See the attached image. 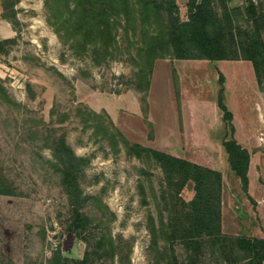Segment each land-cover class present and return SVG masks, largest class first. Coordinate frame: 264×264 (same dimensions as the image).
<instances>
[{
	"label": "rangeland",
	"instance_id": "obj_1",
	"mask_svg": "<svg viewBox=\"0 0 264 264\" xmlns=\"http://www.w3.org/2000/svg\"><path fill=\"white\" fill-rule=\"evenodd\" d=\"M44 1L0 0V38H15L7 52H0V80L16 101L5 98L0 91V175L13 190L12 194L0 193V264H50L49 258L56 249L69 258L83 256L85 244L67 231L70 204L49 147L59 133H64L73 151L85 158L78 181L89 196L83 211L90 218L92 233L109 231L114 237L129 239V264H156V260L158 264H168L172 251L183 261L187 254L183 244L179 239L168 238L169 227L161 226V222H167L168 208L177 202L176 185L168 183L152 155L126 143L128 140L145 145L127 137L126 125L138 138L143 137L144 128V140L154 132L149 120L148 91L150 65L155 58L146 56L142 49L147 35L138 28L134 33L135 24L131 21L128 30L111 23L109 34L97 35L93 31L82 37L79 33L80 40L74 41V26L67 27V32L63 28L65 18L60 21L66 16L75 18L72 6L66 9L59 1L53 3L63 11L58 13L59 19L49 20ZM186 1L175 0L181 20L187 18ZM3 2L8 5L5 9ZM252 2V17L243 12L232 13L234 33L242 41L254 33L257 44L264 49V0ZM223 3L229 9L240 7L244 11V0H214L213 6L222 18ZM12 12L10 21L2 18ZM259 13L263 15L257 17ZM162 19L166 22V15ZM148 21L147 33L161 23L154 16ZM54 24L61 26L60 36ZM229 39L226 35L227 47ZM95 42L98 47L93 50ZM165 58L170 64L163 81L171 89L159 99L177 112L179 123L189 113L211 123L214 138L208 145L145 146L185 155L183 158L190 161L219 169L221 207L229 220H225L223 232L264 237V66L260 82L255 73L254 82H249L243 76H247V70L242 65L228 68L230 62L241 63L242 58H229V64H221L227 74L223 100L235 112L231 119L236 126L233 135L250 156L251 201L230 169L221 145L227 128L216 105L219 63L190 59L179 62V66L183 65L179 68L177 58ZM177 73L181 89L177 88ZM186 77L195 85L190 91L182 87ZM193 193L189 182L179 196L189 200ZM149 215L156 227V245L147 227ZM156 248L162 255L157 256ZM196 264L227 263L218 254L204 252Z\"/></svg>",
	"mask_w": 264,
	"mask_h": 264
},
{
	"label": "trees",
	"instance_id": "obj_2",
	"mask_svg": "<svg viewBox=\"0 0 264 264\" xmlns=\"http://www.w3.org/2000/svg\"><path fill=\"white\" fill-rule=\"evenodd\" d=\"M60 2L62 7L69 9L75 18L69 16L61 18L66 24L63 27H73L74 41H79L78 35L86 37L93 31L97 35L109 34L111 23L122 25L129 29L132 21L135 26L134 33L140 29L146 34L145 55L151 58H177V59H247L251 61L257 81L260 82L261 69L264 66V49L257 44L254 33L247 41L236 38L232 24V13H244L252 17L255 12L252 0H244V11L240 7L230 8L222 4L223 18L220 17L213 6L214 0H187V18L178 17V8L175 0H45L44 4L50 17H59L63 8L53 3ZM5 9L6 3H2ZM62 15V14H61ZM166 15V22L162 16ZM263 14L259 13L257 17ZM14 12L2 15L10 21ZM154 16L160 19V26L147 33L146 24ZM62 17V16H61ZM59 19V18H58ZM256 19V18H255ZM254 19V20H255ZM224 22H228L224 26ZM53 23V22H52ZM55 25V32L60 36L61 26ZM229 35L230 46L224 43ZM96 41V40H95ZM15 38H0V52H7ZM72 43V42H71ZM97 42L92 46L97 49ZM152 64L150 71H152ZM218 93L216 105L222 113L227 130L221 140V145L226 153L227 161L234 175L239 179L242 191L253 201L248 193V165L249 152L233 137L234 126L231 122L232 111L223 100L224 74L217 69ZM0 91L7 99L13 100L0 80ZM129 147H139L152 155L160 167L169 184H175V197L167 210L166 223L161 226L169 227L167 237L179 239L186 250V258L179 261L172 251L168 264H196L204 252L211 255L218 254L227 264H261L264 260V237L247 235L244 233L232 234L222 230L221 225V190L222 175L216 168L205 166L186 158L142 145L130 143ZM53 165L59 172L60 181L65 190L71 211V219L67 231L85 244L83 256L69 258L61 254L59 249L53 251L49 258L50 264H129L130 240L122 235L114 237L109 231L92 233L90 218L83 211V205L89 197L80 187L78 175L82 170L85 158L77 155L66 140L64 133L54 135L50 144ZM191 183L194 190L189 200L179 196L186 183ZM0 193L12 194L13 190L6 178L0 175ZM151 240L157 244L156 227L154 219L148 216ZM126 244V245H125ZM157 256L162 255L156 248ZM156 264H158L156 260Z\"/></svg>",
	"mask_w": 264,
	"mask_h": 264
},
{
	"label": "crops",
	"instance_id": "obj_3",
	"mask_svg": "<svg viewBox=\"0 0 264 264\" xmlns=\"http://www.w3.org/2000/svg\"><path fill=\"white\" fill-rule=\"evenodd\" d=\"M190 59H177V66H179V62L188 61ZM197 60H204V59H197ZM168 61V62H166ZM174 61V60H173ZM234 62L230 64L227 62L226 59H219L217 62L219 65L216 66V70H220L224 76L225 81L227 80V74L225 73L224 68L221 66V64L227 65L229 64L228 68H236L242 65L245 70H247V76L245 74L243 75L245 78L249 80V82H254V69L252 66L251 61L249 60H241L242 62L239 63L240 60H233ZM170 64V60H167V58H157L153 62V67L151 71V77L149 80V91H148V103H149V120L152 122L153 126V134L151 137L146 138L145 140V131L144 128H142V134L143 137H136V134L133 132L131 126L126 125L125 131L127 137H129L133 141L141 142L145 145H150L152 143H162L164 145H168L170 143H173L174 145H208L212 143V139L214 138L213 132H212V124L208 123L205 119L201 118L200 116L194 115L193 117L189 116L184 118L183 121L179 123V119L177 118V112H173L170 109L167 108L166 102L164 100H160L159 97L162 96L166 91H170L171 86H166L164 84V77L165 75H168V65ZM183 66V65H180ZM179 66V68H180ZM178 70V68H177ZM191 77V75L189 74ZM179 75L177 73V88L181 89V85L179 84ZM184 81V87L183 89H186L187 91H190L192 86V82H190V79L186 77V79H183ZM192 81V80H191ZM224 81V83H225ZM162 84L161 86L159 84ZM165 85V86H164ZM168 85V84H167ZM164 87H167L164 88ZM164 91V92H163ZM157 92V93H156ZM156 93V94H155ZM153 95H155L156 99H154ZM172 116V117H171ZM235 117V112L232 111V119ZM203 119V121H202ZM118 126L122 129L123 126H121V123L117 122ZM250 126L247 125V128L249 126V129L253 128V124L250 121ZM234 130L236 131V126L233 122ZM234 131V134H235ZM236 141L238 142V138L236 135H233ZM219 138V137H218ZM221 138V137H220ZM219 138V139H220ZM222 140V138H221ZM160 141V142H159ZM150 143V144H149ZM239 143V142H238ZM176 156V155H175ZM179 157H183L185 155L177 154ZM191 161L212 167L211 165L207 163H203L201 161H197L194 159H191ZM249 162H250V156H249ZM248 178L250 181V164L248 165ZM227 221L228 218L224 217V208L221 207V225L222 230L224 229V222ZM229 222V220H228ZM224 231V230H223ZM234 233H238L237 231H234ZM261 264H264V260L261 262Z\"/></svg>",
	"mask_w": 264,
	"mask_h": 264
}]
</instances>
